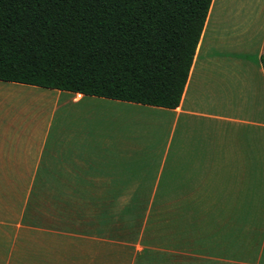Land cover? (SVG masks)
I'll use <instances>...</instances> for the list:
<instances>
[{
    "label": "crops",
    "instance_id": "0c3cea01",
    "mask_svg": "<svg viewBox=\"0 0 264 264\" xmlns=\"http://www.w3.org/2000/svg\"><path fill=\"white\" fill-rule=\"evenodd\" d=\"M263 60L213 0L176 109L0 81V264H264Z\"/></svg>",
    "mask_w": 264,
    "mask_h": 264
},
{
    "label": "trees",
    "instance_id": "16d2710c",
    "mask_svg": "<svg viewBox=\"0 0 264 264\" xmlns=\"http://www.w3.org/2000/svg\"><path fill=\"white\" fill-rule=\"evenodd\" d=\"M212 1L0 0V81L176 109Z\"/></svg>",
    "mask_w": 264,
    "mask_h": 264
},
{
    "label": "rangeland",
    "instance_id": "374dc122",
    "mask_svg": "<svg viewBox=\"0 0 264 264\" xmlns=\"http://www.w3.org/2000/svg\"><path fill=\"white\" fill-rule=\"evenodd\" d=\"M110 114H114V109L112 110V111H109V110H105L104 109V111H103V116L105 117V116H108L109 117V115ZM119 115H120V119H122V118H124V117H126V115H123L122 113H119ZM142 122H140L137 126H139V127H137L135 130H136V135L135 136H133L132 138V140H134V142H136V143H146V142H157V143H161V142H164V141H166V138H167V135H165V134H162V135H157V132L155 133V131H147V133H144V130H143V127H142ZM104 125H107V122L106 123H104ZM134 130V131H135ZM133 131V132H134ZM132 132V133H133ZM131 133V134H132ZM151 136H153V138H151ZM152 218H158V217H156V215H152ZM152 232V237L151 238H155V236H157V231H151Z\"/></svg>",
    "mask_w": 264,
    "mask_h": 264
},
{
    "label": "bare ground",
    "instance_id": "6f19581e",
    "mask_svg": "<svg viewBox=\"0 0 264 264\" xmlns=\"http://www.w3.org/2000/svg\"><path fill=\"white\" fill-rule=\"evenodd\" d=\"M218 1H219V0H218ZM218 3H219V2H218ZM218 3H217V4H218ZM217 4H216V5H217ZM220 4H222V3H220ZM216 5H215V7H216ZM220 6H221V5H220ZM216 8H217V7H216ZM213 13L216 14L215 11H214ZM214 14H213V15H214ZM217 15H218V14H217ZM219 15H220V14H219ZM212 17H213V16H212ZM212 17H211V19H212ZM216 18L219 19V17H216ZM210 21H211V20H210ZM211 22H212V21H211ZM212 23H213V22H212Z\"/></svg>",
    "mask_w": 264,
    "mask_h": 264
}]
</instances>
